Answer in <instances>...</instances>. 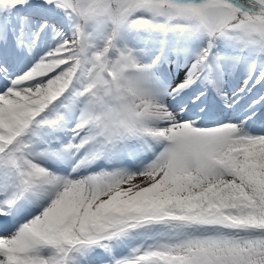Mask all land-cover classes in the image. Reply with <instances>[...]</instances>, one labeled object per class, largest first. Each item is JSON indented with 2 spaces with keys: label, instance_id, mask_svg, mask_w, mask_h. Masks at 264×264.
I'll list each match as a JSON object with an SVG mask.
<instances>
[{
  "label": "snow or ice",
  "instance_id": "1",
  "mask_svg": "<svg viewBox=\"0 0 264 264\" xmlns=\"http://www.w3.org/2000/svg\"><path fill=\"white\" fill-rule=\"evenodd\" d=\"M0 264H264V0H0Z\"/></svg>",
  "mask_w": 264,
  "mask_h": 264
}]
</instances>
